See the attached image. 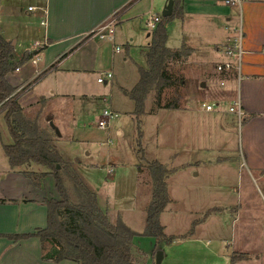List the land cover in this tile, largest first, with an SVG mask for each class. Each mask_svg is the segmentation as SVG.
Segmentation results:
<instances>
[{"label": "rangeland", "instance_id": "rangeland-1", "mask_svg": "<svg viewBox=\"0 0 264 264\" xmlns=\"http://www.w3.org/2000/svg\"><path fill=\"white\" fill-rule=\"evenodd\" d=\"M30 2L36 0H23V8L28 7ZM169 2L140 0L127 12L121 24H117V20L127 7L112 16L114 38L95 35L90 49L79 51L67 61L75 63V59L80 61L83 57L91 60L89 54L95 52L93 48L106 44L108 49L104 52V62L99 63L98 57L97 64H88L95 69L84 74L58 71L37 86L39 91L48 93V85L56 84L58 117L53 118V113L46 112L45 100L28 108L24 114L27 118H38L44 126L42 128L50 133L53 130L56 146L76 162L80 173L95 188L99 202L107 210L111 221H121L136 231L138 251L135 250V256L141 263L156 264L158 250H161L164 252L161 264H264L263 253L259 251H264V237H257L252 242L242 241L238 250L234 248L235 240H239L235 238L239 237L242 227L234 219L242 214L241 208L249 205L250 210H256V214H251L257 216L251 223L255 227L264 228V218L259 217L261 207L255 193L243 192L240 187V122L237 113L230 111L233 100L219 101V107L215 99V92L222 88V73L214 68V64L201 66L198 63L203 58L213 61L209 56L212 41H222L224 45L221 48L225 49V37L232 39L231 33L236 28L233 22L226 26L225 15L232 16L239 25L241 9L239 5H227L224 0H197L187 4L190 12L185 19L175 14L172 19L166 20L163 13ZM19 6L21 14L25 15L24 9ZM193 6L210 10L194 12ZM151 15L160 16L166 24L169 47L179 48L185 41L196 50L190 63L181 59L168 61L175 83L164 89L160 99L157 91H152L147 99L146 112L137 115L134 101L121 87L132 89L141 77L139 67H147L145 52L152 40L148 34L153 31L148 27L147 20ZM3 27L2 31L8 33L10 26L5 24ZM34 27L36 34L42 37L43 26L39 20ZM107 31L103 29V32ZM117 45L120 46L119 51ZM224 53H220L219 57L224 58ZM109 70H115L112 71L117 73L115 77L108 82H97V77ZM212 74L218 78H213ZM82 79L87 83L86 87L79 83ZM231 79L237 81V76L233 75ZM205 80L208 81L207 87L201 86ZM23 84L16 86L12 96L19 95L20 98L30 85L29 82ZM94 94L100 98H111L112 108L118 112L109 130L99 128L95 122L96 115L104 107L100 98L99 111L83 120L71 118L70 111L64 109L69 108L67 103L77 107L82 99L91 98ZM159 100L162 105L176 102L178 107H158L156 103ZM203 102L212 104L214 109L206 110L202 107ZM188 105L202 110L190 117V113L185 115L183 111ZM217 108L222 111L220 115L216 114ZM46 117L53 119L51 121L59 124L70 137L65 134L58 136ZM188 126L190 128H186ZM118 129L121 133H117ZM0 130L7 143H14L2 112ZM139 143L144 147L143 159ZM200 160L201 166L197 167ZM211 160L213 164H209ZM154 161L165 164L173 171L167 179L173 201L159 219L165 226L166 234L176 236L172 242L143 234L147 227V208L153 200V179L149 166ZM255 175L258 176V188L264 194V179L258 173ZM66 187L71 185L66 182ZM91 235L98 241L105 240L98 233L91 231ZM233 254L238 256L236 261H232Z\"/></svg>", "mask_w": 264, "mask_h": 264}, {"label": "crops", "instance_id": "crops-1", "mask_svg": "<svg viewBox=\"0 0 264 264\" xmlns=\"http://www.w3.org/2000/svg\"><path fill=\"white\" fill-rule=\"evenodd\" d=\"M130 1L131 0H36V2L27 3L28 7L23 8V0H1L0 26L4 28L3 26L8 24V26L11 27V29L9 27L8 33H5V30L2 32L6 39L12 41L14 45V62H16L15 68L7 73L6 78L8 82L14 86L27 82L30 83L29 87L19 98L20 104L24 107V112L27 111L28 108L36 106L38 102L45 100L46 112L49 114L53 113V118L55 116L58 117V115H56L57 104L55 103L56 100H58L56 98V84L48 85V93L39 91L37 86L42 80L56 74L58 71H64L65 73L74 71L84 74L95 69L93 65L88 64H97L98 57L99 63L104 62V52L108 49L106 44L93 48L95 52L89 54L91 57V60L89 59L90 61L87 60L88 58L84 59V57L80 61L75 59V63H68L67 61L70 57L79 53V51L85 52L90 49V43L94 41L92 39L94 35L88 36V34L100 25L112 22L110 21L112 16L120 12ZM139 1L140 0H137L133 6ZM195 1L197 0L184 1L183 15L180 16L182 19H185V16L190 12L186 8L189 6L187 4H192ZM19 4L24 9L25 15L21 14ZM29 6H34V8L30 10ZM133 6L131 5V7L121 13L119 20H117V24H121L124 21L127 12ZM239 7L241 9V20L239 25L238 21L236 19L233 20L230 15H225L227 21L225 24L226 26L233 23L236 25V28H234L235 31L231 33L232 37L233 35L242 33L244 52L241 58L240 78H237V81L232 80L231 78L235 74L223 73L221 79H226L227 83H225V85L221 84L222 88H219L218 91L215 92V99L220 107L221 103H219V101H232L237 98L238 95L241 97L240 99L245 115L244 121L240 124L239 151L241 154V162L239 167L241 168L239 169L238 178L241 180L240 187L243 192L253 191L252 193H255L257 196L261 207V215L258 216L264 218V194L258 188L259 185H257L256 182L258 176L255 175V173H258L259 177L264 179V0H243L242 5H239ZM193 8H195L193 9L194 12L201 13L210 10L202 6H193ZM38 20L40 25L43 26L42 37L36 34V28L34 27ZM42 20H45V24H42ZM148 35L152 36V32ZM86 36L88 38L84 39ZM225 38L227 39H225V45H227L230 36H226ZM183 42L184 45L189 46L187 45L188 43L185 41ZM222 45H224L222 41H212L211 54L209 56L213 61L203 58L201 61H198V63L201 64V66L209 64L213 66L217 61L220 62L223 61L222 59H227L224 48H221ZM182 46L179 48H170L177 50L182 48ZM189 47L193 48V52L187 59H184V61L188 60L190 63L196 48L194 46ZM28 52H34L32 57L22 61V58ZM220 53H222V55L224 53L225 57L220 58ZM214 56H216V58H214ZM175 60L179 61V59ZM64 64L77 65L64 66ZM44 71L45 73H42ZM113 74L115 77L117 73L113 72ZM213 76L218 78L217 75L212 74V77ZM36 77L38 78L34 80ZM207 82L208 81H206L205 87H207ZM79 83L82 84L83 87L84 85L85 87L87 86L84 79L79 80ZM121 88L124 90L131 89L125 86ZM99 98L100 96L94 94L91 98L87 97L82 99L81 105L79 104L77 107H72L74 104L67 103L69 104V108L64 107V109L70 111L71 118L83 120L85 117L99 111L97 107ZM109 99L110 105L113 107V101L111 98ZM201 110L202 108L199 110L191 105L183 109L185 115L190 113V117ZM221 113L222 111L220 108H217L216 114L220 115ZM46 118L48 121L53 120L49 119V117ZM182 121H184V119H182ZM39 123L41 125L40 120ZM56 125L61 134H65V136L69 135L64 132L59 124ZM186 128H190V126ZM187 130L189 129H185V131ZM117 133H121V130L118 129ZM4 144L9 143L4 140L0 130V264H78L68 259L61 261L45 259L43 256L44 248L42 247V241L37 236L19 240L12 238L15 234L32 233L37 231L38 228L47 227L49 209L44 198L51 194L57 196V193L56 188H54V178L51 174L42 176V179H37L40 184L36 185L34 178L28 176L25 172L31 170L46 172V169L42 166H34L30 169L25 167H12L5 153ZM201 162V160L197 162V167L201 166ZM209 164H213L212 160ZM3 181L5 184L2 185ZM253 206L255 205H250V207ZM241 210L242 214L239 215L240 219H234L236 224L239 223V226L240 223L242 224L239 237L235 238H239V240H235L234 242V248H236V250H238V244H241L242 241L252 242L255 241L257 237H264V228L262 226L255 227V225L251 224L257 217L251 216V214L256 210H250L249 205L241 208ZM259 251L263 253L264 256V251L261 249H259Z\"/></svg>", "mask_w": 264, "mask_h": 264}, {"label": "trees", "instance_id": "trees-1", "mask_svg": "<svg viewBox=\"0 0 264 264\" xmlns=\"http://www.w3.org/2000/svg\"><path fill=\"white\" fill-rule=\"evenodd\" d=\"M136 1L131 0L125 7L133 6ZM172 1L173 13L165 17L166 20L172 19L175 14L183 15L185 0ZM168 37V28L162 20L152 31V40L145 52L147 67H139L141 77L131 90H125L134 101L137 115L146 112L147 99L152 91H157L160 99L164 89L175 83L168 61H184L193 52V48L184 44L180 49H171L167 45ZM86 38L88 37L84 39ZM33 53H26L22 61L30 59ZM14 57V45L6 39L0 26V112L4 113L14 142L4 144V150L12 167L30 169L42 166L46 169V172H25L34 178L36 185L40 184L37 179L51 174L57 196L51 194L44 198L49 209L47 227L38 228L32 233L15 234L12 238L19 240L31 236L39 237L44 248V258L53 261L68 259L78 264H145L135 256V250L138 251L135 244L136 231L121 221H111L107 210L99 202L95 188L80 173L75 166L76 162L70 160L56 146L53 130L50 133L42 128L38 118H27L24 107L19 102V95L12 96L17 87L8 82L6 75L15 68ZM156 104L158 107H178L176 102L162 105L159 100ZM139 133L142 136L141 130ZM139 146L143 159L144 147L141 143ZM149 169L153 179V200L147 208V227L143 234L166 238L168 242H172L176 236H168L159 219L173 201L167 181L173 171L159 161L152 162ZM66 182L71 185L70 188L66 187ZM91 231L100 234L105 240L98 241L91 235ZM193 233L194 229L191 234ZM237 259L238 256L233 254L232 261Z\"/></svg>", "mask_w": 264, "mask_h": 264}, {"label": "built area", "instance_id": "built-area-1", "mask_svg": "<svg viewBox=\"0 0 264 264\" xmlns=\"http://www.w3.org/2000/svg\"><path fill=\"white\" fill-rule=\"evenodd\" d=\"M227 5H242L243 0H224ZM34 6H29V9H33ZM163 19L158 15H151L150 19L148 18L147 24L148 27H151L153 30L156 28L157 24L161 22ZM42 24H45V20L41 21ZM113 22H109V24L100 25L99 27L93 29L90 33L94 36L98 35L100 38L109 37L111 39L114 38V29ZM103 29H107V32H103ZM89 33V34H90ZM120 50V46H117V51ZM225 54L227 59L224 61L217 62L215 64V69L219 70L220 73H233L240 78L241 71V58L244 52L242 45V33L236 34L229 40L227 45H225ZM114 77L112 71H104L101 76H98L97 81L99 83L108 82ZM227 83L226 79L221 81L222 85ZM241 97L238 95L232 102L230 107V111L237 113L240 124L244 119V110L242 108ZM101 100L104 103V107L101 109V113L96 115L95 122L97 126L104 130L110 129V123L112 120L118 116V112L115 111L110 105V99L108 96L101 97ZM202 107L206 110H213L214 106L210 103L203 102ZM112 171V169L110 170Z\"/></svg>", "mask_w": 264, "mask_h": 264}, {"label": "water", "instance_id": "water-1", "mask_svg": "<svg viewBox=\"0 0 264 264\" xmlns=\"http://www.w3.org/2000/svg\"><path fill=\"white\" fill-rule=\"evenodd\" d=\"M173 8H174V2L172 0H170L168 7L165 9L164 13H163V17H168L173 13ZM201 86L205 87L206 86V82H202ZM50 125L53 126L52 128H54V130L56 131L58 136H61V132L58 128V126H56V124H54L53 121H50ZM163 253L161 250H158L157 256H156V264H161L162 259H163Z\"/></svg>", "mask_w": 264, "mask_h": 264}]
</instances>
